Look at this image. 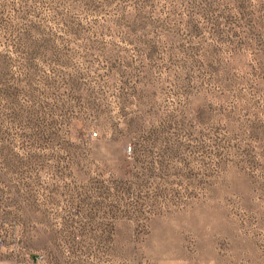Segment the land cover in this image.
Here are the masks:
<instances>
[{
  "label": "rangeland",
  "instance_id": "374dc122",
  "mask_svg": "<svg viewBox=\"0 0 264 264\" xmlns=\"http://www.w3.org/2000/svg\"><path fill=\"white\" fill-rule=\"evenodd\" d=\"M0 264H264V0H0Z\"/></svg>",
  "mask_w": 264,
  "mask_h": 264
},
{
  "label": "built area",
  "instance_id": "2783aa9c",
  "mask_svg": "<svg viewBox=\"0 0 264 264\" xmlns=\"http://www.w3.org/2000/svg\"><path fill=\"white\" fill-rule=\"evenodd\" d=\"M128 149L130 150L131 149V146H129Z\"/></svg>",
  "mask_w": 264,
  "mask_h": 264
}]
</instances>
